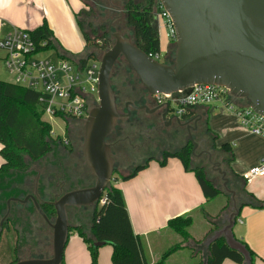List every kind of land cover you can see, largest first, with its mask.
<instances>
[{"label":"crops","instance_id":"crops-1","mask_svg":"<svg viewBox=\"0 0 264 264\" xmlns=\"http://www.w3.org/2000/svg\"><path fill=\"white\" fill-rule=\"evenodd\" d=\"M85 7L84 0H56L53 2L51 0H0V40L4 39L15 27L33 30L45 20L52 28L54 37L58 38L65 29H79L75 14ZM57 38L60 51L68 54V51L72 50L69 42L59 38L57 40ZM235 101L241 105L245 103L240 97H237ZM196 111L202 113V133H206L208 136L204 139L207 140L214 153L220 154V164L225 163V167L224 165L222 167L227 172L229 187L236 191L238 203L240 205L245 203L240 208L233 228L234 235L254 250L257 254L256 264H264V208L255 207L252 204L254 203L253 197L244 191L245 188L254 197L264 199V176L256 177L250 182H247L242 176L250 168L264 163V137L253 134L243 127L236 113L223 103L216 102L198 106ZM208 127L211 132H208ZM224 143H230L232 146L233 160L230 164L225 162L230 153L221 148ZM58 155L57 145L50 153L48 157H51L50 159H45V156L37 161H28L26 171L13 170L7 175L0 176V218L7 211L8 197L14 193V187H18L14 184L17 179H26L23 186L24 195L16 193L21 198L29 194L34 195L37 192L43 194L44 191H48L52 197L55 195L56 181L52 178H42L40 171L44 172L51 160L57 162ZM2 162L3 159L0 155V165ZM71 165L72 163L67 164V166ZM191 174L193 173L184 170L183 164L178 158L172 157L168 159L165 166L160 164V159H154L132 178L124 180L118 177L112 181L123 192L133 229L135 233L144 237L151 263L156 262L168 249L182 241V237L178 234L181 239L164 248V232L168 228L170 218L195 212L205 206L202 210V218H204L202 233L194 235L190 232L192 239L186 244L199 250L201 247L197 246L198 244L195 245L194 241L206 240L215 231L213 228L217 226L219 229L222 226L221 220H215L211 215L219 212L224 214L231 209L232 199L226 190L222 193L225 195V200L222 203L214 204L213 200L218 196L207 200L196 176L193 177L194 175ZM211 180L213 181V179ZM69 183L72 184V181ZM43 197L44 199L48 198ZM10 204V214L16 220L11 219V221L19 231V259L50 256L53 230L37 212L31 199L25 203ZM93 213V208L70 209L72 226L64 251L66 264H91L88 244L76 228L82 227L84 232L91 236ZM50 217L52 220L55 218L52 215ZM159 249L162 251L156 255L155 251ZM185 249L189 250L188 247H182L170 254L165 259V264L173 260L176 264L181 262L180 256ZM112 253V245L101 246L98 264H112ZM193 255L200 256V260L204 259V250L202 249V252H198V254L195 251ZM222 264L237 263L226 259Z\"/></svg>","mask_w":264,"mask_h":264},{"label":"water","instance_id":"water-1","mask_svg":"<svg viewBox=\"0 0 264 264\" xmlns=\"http://www.w3.org/2000/svg\"><path fill=\"white\" fill-rule=\"evenodd\" d=\"M159 2L169 13L175 30L174 64L152 58L121 31H113L110 25L114 43L100 58L98 105L92 107L84 119L83 157L95 183L53 197L44 191L43 194L37 192L24 198L8 199L0 227L10 213L12 200L25 203L31 199L37 212L53 230L50 256L19 259L13 264H62L71 227L69 207L97 206L105 202L106 197L102 196L115 180V159L106 139L116 128L118 120L132 112L129 106L126 113L118 109L112 84L114 66L120 57L125 59L142 87L151 95L174 94L194 84H214L228 88L235 97L245 98L256 112L264 116V0ZM120 12L123 14L122 10ZM165 107L168 111L169 103H165ZM217 169L222 175L224 188L231 194L232 206L222 215V226L200 245L204 259L210 244L223 237L232 249L244 256L246 264H252L250 251L233 232L240 213L237 193L229 187L226 170L220 165ZM43 204L54 207L56 216L53 220Z\"/></svg>","mask_w":264,"mask_h":264},{"label":"trees","instance_id":"trees-1","mask_svg":"<svg viewBox=\"0 0 264 264\" xmlns=\"http://www.w3.org/2000/svg\"><path fill=\"white\" fill-rule=\"evenodd\" d=\"M159 4V0H125L122 6L125 23L132 29L134 40L126 34L125 36L148 54L161 52L159 31L156 26V12ZM85 5V8L75 14L77 26L85 44L83 55L72 57L60 51L54 32L46 20L39 27L29 30L39 47L41 49L55 48L63 58L83 62L88 58L98 57V53L103 54L110 48L114 39L110 35L109 25L101 21L96 26L92 21L94 12L91 5L87 2ZM43 42L46 44L42 45ZM51 132L52 125L44 118L40 93L12 81L0 79V155L3 159L0 165V176L7 175L13 170H23L28 167V161H37L50 154L59 143V139L54 138ZM208 132H211L209 127ZM192 147L193 145L189 144L181 150L168 151L160 159V164L165 166L169 158H178L184 170L194 172L206 199L216 198L226 189L216 186L215 182L208 178L204 166L193 164ZM221 148L230 153V156L225 159V162L230 164L233 160L231 144L224 143ZM148 164L138 167L130 175L122 178L124 180L132 178ZM244 191L253 197L252 204L255 207L264 208V199L254 197L245 188ZM227 193L231 196L229 192ZM103 197H106V201L101 203L100 208L94 209L91 236L84 232L82 227L76 228L88 244L91 264H98L99 248L105 244L113 247L112 264H165V259L179 248H194V246L186 245L192 239L190 234V227L194 221L192 212L174 216L168 220V228L179 234L182 241L168 249L156 262L151 263L144 237L135 233L133 229L122 190L111 182ZM244 204L242 203L240 208ZM43 208L50 215L56 216L54 207L43 204ZM204 208L205 206L201 207L202 210ZM213 229L216 230L217 226ZM18 240V230L5 222L0 229L1 264H13L19 260ZM204 241H194V244L200 246ZM240 241L250 251L252 264H256L257 254L246 242ZM98 242L104 244L99 245ZM198 251L202 252V249L199 248ZM192 253L194 254L195 251ZM226 259L237 264H246L244 256L232 249L225 238L221 237L210 244L206 260L201 259L200 264H222ZM62 264H66L65 260Z\"/></svg>","mask_w":264,"mask_h":264},{"label":"flooded vegetation","instance_id":"flooded-vegetation-1","mask_svg":"<svg viewBox=\"0 0 264 264\" xmlns=\"http://www.w3.org/2000/svg\"><path fill=\"white\" fill-rule=\"evenodd\" d=\"M111 6L113 11H117V15H110L112 19L109 23V28L110 25H112L113 29V26L121 20L123 14L120 12L122 7L114 3H112ZM118 31H121L125 35L122 30L118 29ZM120 61L124 62L125 59L120 57L117 60L112 76ZM163 62L173 65L175 62V56L174 59L171 57L170 60L168 54L166 60ZM122 72L123 71L118 72V78L120 81H123ZM139 84L141 89L135 91L133 86H129L128 88H125L123 95H119L116 88L113 86L116 91L118 109L126 113L127 107L129 106L132 110L130 116L122 117L118 120L116 128L106 139L110 144L115 159L114 177L118 178L130 175L138 167L146 165L154 159H162L168 151L181 150L189 144L193 145L192 155L194 160L200 158L202 153H204L207 155L209 162L214 164V168L217 169L218 165L221 164L213 159L214 151L207 140L204 139L206 137L208 138V136L206 133H202V113L196 111V107L202 105L188 106L183 113H178L177 107L173 108L172 106L173 102L165 101L158 95L149 94L146 89L142 87L140 81ZM131 103H134L136 107L141 108H136ZM165 103H169L168 111L166 110ZM94 106H97V103L91 104L90 109ZM70 119H72L71 125L68 129L70 144L66 146L59 141V155L57 156V162L51 160L48 163L46 170L44 169V172L40 171L42 172V178H52L56 181L57 188L55 196L62 195L75 189L90 187L95 183L94 175L91 172V174H88L82 169V164H85V161L84 157L80 156L79 153L82 145L83 155L82 139L84 138V119ZM210 152L212 153L211 157L209 155ZM49 155L46 156L45 159H50L51 157L48 158ZM69 163H72V165L67 166ZM23 170L26 171L27 168ZM116 173L118 174L116 175ZM70 181H72V184L69 183ZM24 183H26V179L24 178L21 180H15L14 184L18 187H14V193L11 194L8 199L11 197H19L16 193H20L23 196V192L25 191L23 187ZM16 202L18 203V201L12 200L10 203L16 204ZM98 205L81 208L95 209ZM72 208L81 209L71 206L69 207V211ZM4 215L5 213L3 216ZM11 219H13V217L9 213L5 222H8L17 229L13 223V221L16 220L13 219V221H11Z\"/></svg>","mask_w":264,"mask_h":264},{"label":"built area","instance_id":"built-area-1","mask_svg":"<svg viewBox=\"0 0 264 264\" xmlns=\"http://www.w3.org/2000/svg\"><path fill=\"white\" fill-rule=\"evenodd\" d=\"M160 3V2H159ZM163 18L168 27L167 37L175 40V30L169 13L159 4L156 12V26ZM43 42L42 45H45ZM47 49H41L38 42L27 29L15 27L4 39L0 40L1 59L12 82L36 90L40 93V101L44 116L61 117L63 119L83 118L88 116L90 105L98 103V72L100 58L92 57L86 61H72L61 57L58 61L39 56ZM154 59H161V52L150 53ZM165 101L175 103L178 113H183L188 106L210 105L221 102L236 113L243 127L253 134L264 137V116L256 112L246 100L243 105L237 104L234 95L224 86L214 84H194L174 94L157 93ZM59 139L63 145H69L67 136ZM243 178L250 182L254 178L264 176V163H260L243 173ZM106 201V200H105Z\"/></svg>","mask_w":264,"mask_h":264},{"label":"rangeland","instance_id":"rangeland-1","mask_svg":"<svg viewBox=\"0 0 264 264\" xmlns=\"http://www.w3.org/2000/svg\"><path fill=\"white\" fill-rule=\"evenodd\" d=\"M56 1V0H51V2ZM85 2H87L89 5H91V8L94 12V15L92 17V21L93 23L97 26L99 24V22L104 21L107 26L109 25L110 21H111V16L110 15H117V11H113L111 4H117L120 7L123 6L125 0H84V4ZM158 22L160 23V27H159V37H160V42H161V59L160 61H165L167 55L169 54V59L171 60L174 59L175 56V41H171L170 39H168L167 37V32H168V27L165 24V21L163 20V18L161 17ZM118 29L122 30L131 40H134V34L133 31L130 27H128L125 23V17L124 15L122 16L121 20L113 26V31H118ZM57 38V37H56ZM60 40H67L71 46L72 50L68 51V54L73 56V57H77V56H81L84 54V50H85V44H84V40L82 38L81 32L79 31V29L75 28L74 30H69V29H65L63 31V33H61L58 37ZM57 38V40H58ZM3 56V51H0V79L3 81H12V76L9 74L7 68L5 67L3 60L1 59V57ZM39 56L41 57H46L49 59H52L54 61H58L61 56L60 53L57 49L55 48H51V49H47L45 52L41 53ZM102 57V53H98V57L97 58H101ZM68 59V58H67ZM70 60V59H69ZM119 71H123V81H120L118 78V72ZM112 83L114 88H116L117 92L119 95H123L125 92V88H128L129 86H133V88H135V91L137 89H141V86L139 84V80L136 76V74L130 69V67L126 64V62L124 61H120V63L116 66L114 74L112 76ZM221 104V102H219ZM98 105V103H97ZM173 108H176V105L174 103H172ZM44 118L50 122V124L52 125V129L54 132L55 136H60L61 138H63L64 136L68 135V129L69 126L71 125V120L72 119H63L61 117H49L47 115L44 116ZM83 140V139H82ZM80 156L83 157L82 155V145L80 147ZM213 159L214 161H221V157L220 154L218 152L213 154ZM193 164L194 165H202L206 168L207 170V176L208 178L213 179V181L216 183V185L218 187H220L221 189L224 190V186H223V180H222V175L219 173V171L217 169H215L214 164H211L209 162V160L207 159V155L202 153V156L196 160H193ZM218 164V163H217ZM223 165L225 163H222ZM223 165H220L221 167ZM225 167V165H224ZM223 168V167H222ZM82 169L84 171H86L88 174H91L89 169L87 168V166L85 164H82ZM224 169V168H223ZM225 170V169H224ZM186 171V170H185ZM188 172H192L194 175L193 177H195V174L193 171H188ZM118 173H116L117 175ZM122 178V176L120 177ZM196 179V178H195ZM197 180V179H196ZM131 191L133 192V189L131 188ZM225 200V195L221 194L220 196H218L216 199L213 200L214 204H218V203H222ZM101 205V203H100ZM100 205H98L97 208H100ZM193 216H194V224L192 225V227L190 228V232L192 234H200L202 233V224L204 222V218H202V209L196 210L195 212H192ZM222 213L219 212L217 214L211 215L213 217V219L215 220H221L222 217ZM220 222V221H219ZM71 223V221H70ZM72 226V225H71ZM166 232H164V242H165V247L167 248L168 246L172 245L174 242H177V240H180V236L176 233H174L172 230H170L169 228H166L165 230ZM189 250L185 249L182 254H181V262H178V264H200V256H194L192 251H196L198 254V249H192V248H188ZM162 251V249L155 251V254H159ZM65 260V259H64ZM174 261V260H173ZM168 262L167 264H176V262L174 261ZM91 262V260H90ZM2 262L0 261V264ZM5 264V263H4Z\"/></svg>","mask_w":264,"mask_h":264}]
</instances>
